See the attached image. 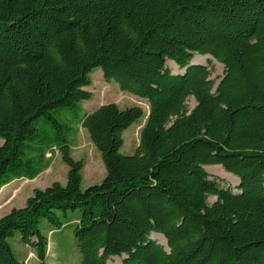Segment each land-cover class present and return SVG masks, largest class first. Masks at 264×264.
Instances as JSON below:
<instances>
[{
	"label": "trees",
	"instance_id": "trees-1",
	"mask_svg": "<svg viewBox=\"0 0 264 264\" xmlns=\"http://www.w3.org/2000/svg\"><path fill=\"white\" fill-rule=\"evenodd\" d=\"M198 57L223 67L218 83ZM98 68L148 104L131 155L123 132L140 106L83 114ZM79 128L105 168L84 190ZM0 139V191L34 180L55 151L68 167L64 185L0 218V264H26L8 242L16 232L44 264L40 221L60 229L57 213L76 210L80 264H264V0H0ZM215 165L235 191L205 170Z\"/></svg>",
	"mask_w": 264,
	"mask_h": 264
},
{
	"label": "rangeland",
	"instance_id": "rangeland-1",
	"mask_svg": "<svg viewBox=\"0 0 264 264\" xmlns=\"http://www.w3.org/2000/svg\"><path fill=\"white\" fill-rule=\"evenodd\" d=\"M205 58L203 59V64L211 69V79L215 83H218L219 78L223 75V67L214 59L209 57ZM166 65L173 73L181 72L172 61H167ZM90 78L91 86L86 88V90L90 91L93 97L91 100L82 103L84 109L83 114L85 112L90 113L98 106L107 103H115L121 109L132 106H140L143 109L144 117L123 132L124 144L121 148V153L124 155L133 154L138 147L140 130L148 114L146 100L130 93L121 92L114 81H105L103 79L102 71L99 68L90 74ZM186 105L188 110H191L195 106L194 99L192 97L188 98ZM1 144L2 140L0 139ZM72 146V158L81 160L84 164L81 189L84 190L93 184L100 183L105 177V168L100 153L91 143L88 133L84 129L79 128L72 139ZM47 158L51 160L50 166L34 180H14L8 185L10 186L9 188L0 192V218L8 214L12 209L22 208L25 205L26 199L32 195L35 189H44L55 182L61 185L66 183L68 167L62 162L60 154L55 151L52 157L47 154ZM205 170L217 175L215 177L222 180L220 183L222 187H229L235 191L234 189L237 185L238 178L225 172L221 166H206ZM214 201V197H209L208 202L210 204ZM57 215L63 223L60 229H52L51 225L44 219L39 223V229L50 240V246L47 250L48 257L44 264H80V254L75 245L74 227L76 220L81 216V212L79 210L68 211L66 214L58 212ZM151 238L157 243L164 240L158 234H152ZM8 242L18 260L24 261L27 259L26 264H39L33 250L21 241L19 233L16 232L8 239ZM124 257V255L121 258L114 256L107 264H121V259Z\"/></svg>",
	"mask_w": 264,
	"mask_h": 264
},
{
	"label": "bare ground",
	"instance_id": "bare-ground-1",
	"mask_svg": "<svg viewBox=\"0 0 264 264\" xmlns=\"http://www.w3.org/2000/svg\"><path fill=\"white\" fill-rule=\"evenodd\" d=\"M199 60V61H198ZM194 63H199V64H203V57H198L194 60ZM160 244L164 245V247H166L165 241H161L159 242Z\"/></svg>",
	"mask_w": 264,
	"mask_h": 264
},
{
	"label": "crops",
	"instance_id": "crops-1",
	"mask_svg": "<svg viewBox=\"0 0 264 264\" xmlns=\"http://www.w3.org/2000/svg\"><path fill=\"white\" fill-rule=\"evenodd\" d=\"M25 181H27V180H25ZM10 184H11V183H10ZM8 185H9V184H8ZM8 185L4 186V187L1 189V191L4 190V189L9 188L10 186H8ZM1 191H0V192H1Z\"/></svg>",
	"mask_w": 264,
	"mask_h": 264
},
{
	"label": "water",
	"instance_id": "water-1",
	"mask_svg": "<svg viewBox=\"0 0 264 264\" xmlns=\"http://www.w3.org/2000/svg\"><path fill=\"white\" fill-rule=\"evenodd\" d=\"M194 64H199V63H194ZM162 245V244H161ZM164 246V245H163Z\"/></svg>",
	"mask_w": 264,
	"mask_h": 264
}]
</instances>
